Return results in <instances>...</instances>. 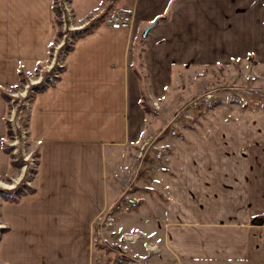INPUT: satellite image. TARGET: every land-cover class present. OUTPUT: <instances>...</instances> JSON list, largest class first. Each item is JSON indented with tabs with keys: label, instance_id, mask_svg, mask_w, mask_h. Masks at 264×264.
Here are the masks:
<instances>
[{
	"label": "crops",
	"instance_id": "obj_1",
	"mask_svg": "<svg viewBox=\"0 0 264 264\" xmlns=\"http://www.w3.org/2000/svg\"><path fill=\"white\" fill-rule=\"evenodd\" d=\"M72 2L79 18L98 16L76 36L61 75L32 99L35 187L2 203L0 260L264 264V110H246L235 124L220 115L206 132L189 131L180 158L147 159L142 182L156 172L148 191L119 206L106 241L94 230L121 196L118 182L135 178L130 151L153 128L151 102L206 67L250 58L264 67V0ZM114 8L130 13V26L105 22ZM58 31L54 0H0V176L12 172L7 91L50 58ZM139 214L142 227L127 226Z\"/></svg>",
	"mask_w": 264,
	"mask_h": 264
},
{
	"label": "rangeland",
	"instance_id": "obj_2",
	"mask_svg": "<svg viewBox=\"0 0 264 264\" xmlns=\"http://www.w3.org/2000/svg\"><path fill=\"white\" fill-rule=\"evenodd\" d=\"M58 1L59 0H54L56 6ZM67 1H69L73 8L74 16L70 20V28L66 30L62 22L59 21L60 16L58 18V11L54 5L59 31L57 38L51 44L53 48L55 45L58 46L59 43L62 42L63 32H67L68 35L69 31L74 30L73 34L75 33V36L73 38L75 39L78 34L92 27L96 21L95 15L98 16L97 12L90 17L79 18L72 2L73 0ZM104 9L105 8H102L101 11L104 12ZM72 26H76L77 28H72ZM61 46H63V44ZM41 66L42 63L39 67ZM36 71H34V73ZM28 74V72L24 73L21 80L22 82H20L17 87L8 90L6 97L8 105L7 115L9 114L16 117L19 123L17 126L23 129L28 128L29 122L28 115L32 99L29 98L30 96L28 94L32 97L35 93L34 91L32 92L30 88L32 80L27 77ZM196 75L197 77L193 79L190 78V83L185 82L184 85H180L177 88L172 87V90H170L171 92H169L171 95L165 98L164 101L154 100L151 102L155 111L154 113L157 115L156 121L150 133L148 132L146 134L145 141L140 145H136V147L130 151L132 171L134 172L133 174L136 180L134 178L133 181L120 180V182H118V185L120 184L119 186L123 184L126 186L123 185L121 188V196L117 199L115 205L106 209V211L111 212L113 216L119 206H124L127 202V205L132 207L131 204H129L128 197L138 194L141 190H145V192L148 191L144 188L147 185L146 181L149 180L150 177L154 179L153 175H155L156 172L151 171L149 168L148 170L150 173L144 172L147 177L145 182H142V169L146 171L145 165L147 164V159L157 160L165 157H167L166 159L180 158L189 131L198 130L199 132V129L203 128L206 132L205 129L208 126L219 125L217 120H219L220 115H223L227 123L230 122L235 124L239 116L246 110H264V67L261 65L258 66V63L256 64L253 59L235 61L228 66L206 67L198 70ZM29 81L30 83H28ZM155 103H157L158 106H156ZM201 134L203 135L204 133ZM19 138L23 147H21L20 142L18 143L19 145L17 144ZM5 146L11 158L12 172L6 176H0V188H2V190L13 189L17 187V185H21V189L19 193L17 192L18 196L16 197L19 198L23 193L35 187L39 153L31 140L30 131L27 133H19L14 132L13 129L10 130V133L6 136ZM122 178H124L123 175ZM153 179H151V185H154ZM2 203L3 201L0 200L1 206ZM129 211L131 212V210ZM141 221L139 214L132 219H127L126 224L130 227H142ZM2 222H5L4 219L0 221V224H2ZM5 224L7 226H3L4 228L0 226V237L8 228V224L6 222ZM97 224L96 219V225H94L96 241H106L105 237L108 233L107 231L110 227L114 226L115 221L111 225ZM136 230L137 228L134 229V232ZM116 253L114 254V258L118 259V257H120L119 255L122 254L119 252ZM164 258L167 264H181L173 258H166L165 256ZM122 259L125 264H136L127 256L122 257ZM0 264L6 263L0 260Z\"/></svg>",
	"mask_w": 264,
	"mask_h": 264
},
{
	"label": "built area",
	"instance_id": "obj_3",
	"mask_svg": "<svg viewBox=\"0 0 264 264\" xmlns=\"http://www.w3.org/2000/svg\"><path fill=\"white\" fill-rule=\"evenodd\" d=\"M55 8L58 11V18L60 16L59 21H61L62 24L65 26V30L67 28L69 29L70 28L69 27L70 26V20L74 16L73 15V8L71 7L69 1L59 0L57 3V6L55 5ZM104 20L106 23L110 24L111 26L116 27V28H120V27L130 26L131 17H130V13L127 10L121 9V8H114L108 12V14L105 16ZM72 28H77V27L72 26ZM73 31H69L68 35H67V32H63L62 42L59 43L58 46L55 45L54 48L51 47L50 58L47 61H45L44 63H42V66L38 67V69L35 73L32 72V73L28 74L27 77L30 80H32L31 83H30V81L28 83H30V88H31L32 92L33 91L35 92L34 95L41 88L45 87L46 85L53 83L61 75L62 70L64 69V67L66 65L67 53H68L69 49L71 48V46L73 45L74 40H75L73 38L75 36V33L73 34ZM62 44H63V46H61ZM13 94H15V93H13ZM28 95L30 96L29 98L33 99L34 95L32 97L30 94H28ZM23 102H22V105H23ZM31 103H32V101H31ZM31 103H30V105H31ZM155 105L158 106L157 103H155ZM7 123H8L9 133H10V130H12V129L14 132H19V133L29 132V122H28V128L27 129H23L21 127H18L17 126L19 124L18 119L16 117H13L12 115H9V114L7 115ZM19 140H20V138L18 139L17 144L20 142L21 147H23L21 141H19ZM7 185H9V184H7ZM20 186L21 185H17V187H15L13 189H3L2 190V188H0V200L4 201L5 199H8V198H13V199L16 198L18 196L17 192L19 193V190L21 189ZM2 220H3V217H2L1 205H0V221H2ZM113 222H114V216L109 211H103L97 217V223L100 225H111V224H113ZM0 226H2V228H4L3 226H7V225L5 224V222H2V224H0ZM0 234H1V231H0ZM136 264H138V263H136Z\"/></svg>",
	"mask_w": 264,
	"mask_h": 264
},
{
	"label": "water",
	"instance_id": "obj_4",
	"mask_svg": "<svg viewBox=\"0 0 264 264\" xmlns=\"http://www.w3.org/2000/svg\"><path fill=\"white\" fill-rule=\"evenodd\" d=\"M150 28H151V26H149V27L146 28L145 33H144L145 35H146V33L150 30ZM260 220H261V219H257V220H255V221H256V222H260Z\"/></svg>",
	"mask_w": 264,
	"mask_h": 264
},
{
	"label": "bare ground",
	"instance_id": "obj_5",
	"mask_svg": "<svg viewBox=\"0 0 264 264\" xmlns=\"http://www.w3.org/2000/svg\"><path fill=\"white\" fill-rule=\"evenodd\" d=\"M94 22V21H93ZM92 25V24H91ZM22 82V81H21Z\"/></svg>",
	"mask_w": 264,
	"mask_h": 264
},
{
	"label": "trees",
	"instance_id": "obj_6",
	"mask_svg": "<svg viewBox=\"0 0 264 264\" xmlns=\"http://www.w3.org/2000/svg\"><path fill=\"white\" fill-rule=\"evenodd\" d=\"M149 109V107H147Z\"/></svg>",
	"mask_w": 264,
	"mask_h": 264
}]
</instances>
